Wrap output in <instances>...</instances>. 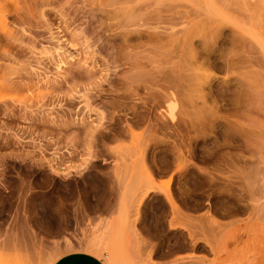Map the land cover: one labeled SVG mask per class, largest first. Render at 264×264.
I'll return each instance as SVG.
<instances>
[{
  "label": "rangeland",
  "instance_id": "1",
  "mask_svg": "<svg viewBox=\"0 0 264 264\" xmlns=\"http://www.w3.org/2000/svg\"><path fill=\"white\" fill-rule=\"evenodd\" d=\"M189 242L264 264V0H0V264Z\"/></svg>",
  "mask_w": 264,
  "mask_h": 264
},
{
  "label": "crops",
  "instance_id": "2",
  "mask_svg": "<svg viewBox=\"0 0 264 264\" xmlns=\"http://www.w3.org/2000/svg\"><path fill=\"white\" fill-rule=\"evenodd\" d=\"M186 236L187 233L185 232ZM190 246H184L179 251H175L170 257H165L162 260L163 264H175L182 261L181 258H185L189 254L193 253V246L191 242ZM192 246V247H191ZM54 264H106L101 258L85 251H76L68 253L60 257Z\"/></svg>",
  "mask_w": 264,
  "mask_h": 264
},
{
  "label": "bare ground",
  "instance_id": "3",
  "mask_svg": "<svg viewBox=\"0 0 264 264\" xmlns=\"http://www.w3.org/2000/svg\"><path fill=\"white\" fill-rule=\"evenodd\" d=\"M151 36V35H150ZM174 77V76H173ZM172 196V195H171ZM170 195H168V200L170 201V203H172L173 202V200H172V197H171ZM179 207V206H178Z\"/></svg>",
  "mask_w": 264,
  "mask_h": 264
}]
</instances>
